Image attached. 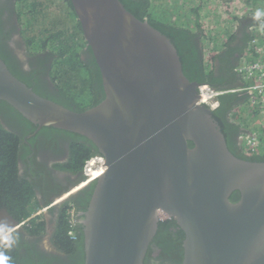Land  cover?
<instances>
[{"label":"water","instance_id":"95a60500","mask_svg":"<svg viewBox=\"0 0 264 264\" xmlns=\"http://www.w3.org/2000/svg\"><path fill=\"white\" fill-rule=\"evenodd\" d=\"M68 1L93 57L99 102L70 109L45 99L1 57L0 101L39 127L74 135L104 159V172L84 187L93 188L87 208L71 222L80 233V263L149 264L159 218L167 216L177 223L174 239L182 238L175 246L181 264H264V161L229 151L213 115L218 109L200 102L205 84L185 74L179 47L151 19L136 16L141 8ZM200 63L207 64L206 46ZM237 127L238 138L244 130ZM3 220L12 232L22 225Z\"/></svg>","mask_w":264,"mask_h":264},{"label":"flooded vegetation","instance_id":"af4514ba","mask_svg":"<svg viewBox=\"0 0 264 264\" xmlns=\"http://www.w3.org/2000/svg\"><path fill=\"white\" fill-rule=\"evenodd\" d=\"M125 1L130 10L137 11L141 8L140 2L142 0ZM39 2L40 4L36 5L34 9L36 15L31 18L32 15L27 16L31 14V11L24 13L23 7L20 6V3H26L25 0H0V57L8 71L39 96L70 109L77 108L74 97L69 94L70 100L66 99L58 84L56 78L58 66L55 64L58 60L57 54L41 49L32 51L35 43L32 46L30 41L32 38L36 39L42 36L39 26L36 25L38 34L31 38V29L35 26L34 21L39 20L42 14L51 9H58L54 12L58 17L68 18L72 15V9H69L68 0H39ZM64 7L65 9L61 11ZM23 16L24 20H22ZM205 19L203 24L209 28L208 17ZM24 21H27L28 24H25ZM151 22L153 25H157L155 23L166 24L152 20ZM247 24L248 20L240 23V28L237 30L239 36L242 27ZM59 25L63 30L57 31L69 35L65 30L68 26H62L60 23ZM158 29L160 30V28ZM194 32L197 35L190 42L195 48L196 57L205 50V46L206 50H212L213 46L211 42H208V35L204 32L206 38L203 37L196 28ZM77 35L79 36L78 53L80 58L90 67H93L91 52L86 47L82 36ZM74 37L77 38L76 35ZM220 39L224 42L227 38L220 36ZM181 47L184 49L182 50ZM179 49L186 52L187 45H181ZM224 56L226 55L221 53L215 54L210 69V79H212L210 82L219 87L227 85V82L220 84L218 79H220L222 71L233 61L232 58L224 59ZM209 62L208 58L207 64ZM96 92L99 99L102 94V87L98 82ZM237 104L238 102L235 103L231 97L223 96L220 98L219 109L214 114L220 130H222L221 133L225 138L227 148L238 158L256 162L264 161V157L251 153L245 148L244 140L241 139L245 134L243 127H246L243 123L244 116L231 121L232 113L240 115L235 110ZM230 125L242 126L244 133L237 138L240 129L236 131ZM0 141L5 142L8 151L5 168L10 167L14 170V179L9 180L11 183L9 185L11 191L9 192L15 198L19 187H27L31 193V199L26 204L24 202L19 205L14 203L17 209H22L25 206L28 214L20 219L21 227L12 232L15 242L11 247H6L3 243L5 238L0 236V252L10 258L8 264H80L82 258V243L78 241L80 233L75 227L71 229V222L75 220V214L83 212L87 208L93 188L86 189L80 185L81 170H74L73 166H80L81 158L87 152L85 143L65 131L39 127L3 101H0ZM62 195L64 196L63 199L58 201L57 199ZM235 198L237 199V196ZM62 200L64 201L61 202ZM0 201L4 203V198H1ZM2 203H0V212L4 211L5 213L0 214V224H6L3 220L6 215L19 220ZM63 221L65 234L61 237L59 229ZM67 224H70L68 226L70 229H67ZM176 227L175 219L167 216L159 218L158 232L155 237L159 234L163 235L164 238H161L163 243L158 244L156 242L149 249L145 257L146 260L147 256L149 257V264H181V251L176 248L177 253L175 254V250L172 248V244L176 246L177 243H179V248L181 247L182 238L180 239L179 236L178 240L174 239L176 234L174 235L173 230ZM67 243L72 244L70 251H76L74 254L65 253V251H69L65 248ZM13 256L16 257L14 261L11 260Z\"/></svg>","mask_w":264,"mask_h":264},{"label":"trees","instance_id":"16d2710c","mask_svg":"<svg viewBox=\"0 0 264 264\" xmlns=\"http://www.w3.org/2000/svg\"><path fill=\"white\" fill-rule=\"evenodd\" d=\"M26 3H20V6L23 7V12L26 13L29 10L31 11V14L27 15L28 17L32 15L31 18L35 17L36 13L34 12V9L36 5L40 4L39 0H25ZM123 3L128 6L125 0H122ZM209 1V2H208ZM240 4L237 6V0H204V2H199L197 6H189L186 7L188 10V15H187V20L192 18V22H194V28L198 30L203 37L206 38V36L203 34L202 31L210 33V28H206L203 24V22L200 19L199 13L201 12L202 9H211L209 6L215 5V7L221 8L222 11L219 12L220 15H216L214 12H211L210 15L212 16H217V30L214 33H211V35H208V42H211L212 44V50H210L211 55L209 56L210 62L208 64H198L199 60V55L196 57V51L194 46L191 44L190 40L194 38L197 34H195L194 31L190 30L187 20L184 19V16H175V20L178 21L180 24L179 26H175L172 24L166 23L160 24V23H155L157 28H160L161 32L164 33L167 37H169L174 44H176L179 48L181 45H187V51L183 52L180 50L179 54L181 56V61L183 64V69L185 71V74L188 77H193L195 80H198V82H201L203 84H209L211 85L214 89H221V90H226V89H231V88H245L251 84V81L243 74H240L236 71V69L244 62L246 63H253L257 58H259V55L256 53L258 48L264 47V16H262L259 20L258 24L255 25H245L241 29L240 36L237 34L238 28H240V23L244 21L248 15L254 17L255 12H251L253 7L255 6V9H258L260 6H264V0H240ZM28 4V5H27ZM149 1H141L140 6H141V12L139 13L140 18H150L149 17V11H150V5ZM23 5V6H22ZM242 5L241 9L237 12L238 7ZM28 6V7H27ZM258 6V7H257ZM264 8V7H263ZM69 9L71 10L70 6ZM261 9V8H260ZM257 11V10H256ZM187 13V11L185 10ZM237 12V13H236ZM236 13V14H233ZM71 16L72 18L74 17L72 10H71ZM172 17V16H170ZM226 19L223 21V19ZM158 22L157 20H155ZM223 21V22H222ZM221 22V23H220ZM76 27L74 26V31L77 34H80L81 36V30L78 25V23L75 21ZM213 22H210V26ZM159 26V27H158ZM172 26V27H170ZM188 26V28H187ZM248 28L250 31H248ZM65 30L68 32V34L72 37V42L73 45H76V50L79 47L78 40L77 38V44L74 39V34L70 32V28L67 27ZM195 30V29H194ZM263 32V35H260L258 32L260 31ZM43 30H40V34H43ZM46 33V32H45ZM65 34L64 32H60ZM197 33V32H196ZM53 34L52 32L48 33L46 36V40H42V37H37L36 39L32 38V32H31V38L30 40L32 42V46L35 43V47L32 48V51H36V49H41V50H49L51 52L56 53V50L54 46H51V38ZM220 36H225L227 39L222 42L220 39ZM74 39V40H73ZM37 45V46H36ZM183 50L184 48L181 47ZM75 50V51H76ZM77 52V51H76ZM73 53L69 55V61L72 60V62L75 64L76 67L82 68L85 70V72L91 73V81H89V90H88V84L86 80H83L79 86H75L74 88H66L64 87L65 91L62 89V84H58L62 90V93L64 97L68 100H70V97L68 96L71 94V96L74 97V103L78 109L85 108L89 104L93 102H97L98 100V94L96 92L97 90V80L98 76L95 72V67H90L87 63H85L81 58L79 53ZM214 53V54H213ZM221 53L225 54L224 59L229 60L232 58L233 61L230 62V65L226 67L222 73L220 74V84L227 82L226 86L224 87H219L218 85H213L210 81V69H211V63L212 59L215 54ZM57 58L58 60L55 62V64L59 67V70L62 69L63 62H65V52L58 51L57 53ZM213 55V56H212ZM217 56V55H216ZM59 63V64H58ZM92 63V62H91ZM226 64V63H224ZM74 66H68L67 69L62 70L64 73L66 71L73 70ZM58 70V68H57ZM58 72V71H57ZM96 80V81H95ZM223 96H228L231 97L235 103L238 102L237 104V109H235L237 112L240 113V115L232 113V119L231 121H234L235 119H239L242 114L248 115V118L252 120L256 119L258 117V114L261 109H263V106L261 104V98L260 96H257L255 99V105L250 106V101H251V96L247 94L246 92H238V93H231V94H224ZM221 96V97H223ZM241 107V108H239ZM244 107V108H243ZM256 107V108H255ZM247 108V109H246ZM219 109V108H218ZM259 110V111H258ZM217 112H214L216 114ZM213 114V115H214ZM228 119V117H227ZM234 130H238L239 128L237 126H232L230 125ZM222 131V130H221ZM5 142L0 141V199L4 198V203L0 201V203L6 205L13 214H15L19 221L21 218L25 217L28 214V210L23 206L22 209H17L15 204L19 205L21 202H24L25 204L31 199V193L30 190L26 187H19V191L12 196V194L9 192L11 191V188L9 185L11 184L9 182L10 179H14V170L13 168L8 167L7 169L5 168V164L7 163V158H8V151L6 148V145L4 144ZM5 147V148H4ZM86 154L84 157L81 158L80 161V166L79 165H74L73 169L78 170L82 169L84 161L89 158L90 156L95 155V152L91 148H87ZM82 177H80L81 179ZM79 179V180H80ZM64 212L62 213V215ZM68 226L70 224H67V229H70ZM74 228V227H73ZM72 229V227H71ZM59 234L61 237L64 236L65 231H64V221L62 226L59 229ZM163 235L159 234L157 238L155 239L158 244H162ZM67 250L65 253L68 254H74V251H70L72 248L71 243H67L66 247ZM175 250V254L177 253V247H172ZM82 251V250H81ZM179 259V258H178ZM12 261L16 260V257L13 256ZM83 260V252H82V258H81V263ZM80 263V264H81Z\"/></svg>","mask_w":264,"mask_h":264},{"label":"rangeland","instance_id":"374dc122","mask_svg":"<svg viewBox=\"0 0 264 264\" xmlns=\"http://www.w3.org/2000/svg\"><path fill=\"white\" fill-rule=\"evenodd\" d=\"M149 1V5H151V9L149 12V17L157 20L158 22H165V23H170L172 25L175 26H179L180 24L178 23L177 20H175V14L178 16H184V14H186V16H184V19L187 20V15H188V10L186 9V7L189 6H197V4L199 2H204V0H148ZM209 2V1H208ZM240 0H237V6L240 4ZM242 5H240L237 9V12L241 9ZM258 7V6H257ZM264 6H260L258 7L259 10H261L260 8H262ZM198 10V6L196 7ZM209 8L211 9H203L202 13H204L206 15V17H208V23L213 22L210 26L209 24V31L205 32V34L207 35H211V33H214L217 30V16H212L210 15L211 12H209L210 10L212 12H214L216 15H220L219 12L222 11L221 8L215 7V5H211L209 6ZM65 9V7L61 10L63 11ZM254 10H252L251 12H256L255 6L253 7ZM58 10V9H57ZM57 10H49L47 13L45 12L44 14H42V16L39 18V20L34 21V25L32 30V35L33 37L36 36L38 34V29L36 25L39 26L40 30L46 31V33L42 34V40H46V36L48 35V33L52 32L53 36L50 37L51 39V46L56 47V53L58 51H62L65 52V62H63L62 65V69L59 70L58 67V72L56 73V78L59 81V83L62 84V89L64 92L66 88H74L75 86H79L80 83L83 80L87 81V84L89 83V81H91V73L89 72H85L84 69L76 67L75 64L71 61H69V55L71 54V52L74 53H78V48L77 50L76 45H73L72 42V37L70 35H66L63 33H60L57 30H63L61 28V26L59 25V23L62 26H68L70 28V32H72V34L76 35L78 41H79V36L76 34V32L74 31V26L75 21L74 19L71 17L68 18H62V17H58L54 12H56ZM185 10L187 11V13L185 12ZM60 11V12H61ZM236 12V13H237ZM233 13V14H236ZM172 16V17H170ZM24 20V16L22 17ZM223 19V18H222ZM30 20V19H29ZM226 19H223V21ZM222 21V22H223ZM25 22V21H24ZM59 22V23H58ZM188 26L190 28V30L195 31L194 29V22H192V18L187 20ZM221 23V22H220ZM25 24H28V22L26 21ZM187 26V28H188ZM67 32V31H66ZM69 32V31H68ZM204 34V31H202ZM28 34V33H27ZM75 39V37H74ZM73 39V40H74ZM76 41V39H75ZM77 44V41H76ZM78 46V44H77ZM76 50V51H75ZM211 55L210 51L207 50V59L209 58V56ZM68 66H71L73 68V70L70 71H66L65 73L62 71L64 69H67ZM64 86V87H63ZM88 90H89V84H88Z\"/></svg>","mask_w":264,"mask_h":264},{"label":"built area","instance_id":"2783aa9c","mask_svg":"<svg viewBox=\"0 0 264 264\" xmlns=\"http://www.w3.org/2000/svg\"><path fill=\"white\" fill-rule=\"evenodd\" d=\"M258 33L263 35L262 31ZM256 53L259 55V58L253 63H246L243 60V63L236 69L238 73L243 74L245 78L251 81L249 86L221 90L202 85L199 87V95L200 102L211 109L217 108L218 99L224 94L246 92L251 96L250 106H254L255 99L257 96H260L263 109L260 110L258 117L251 121L247 113L242 114L244 116V125L247 129L253 131V134L243 135L241 139L244 140L245 148L248 151L264 155V47L258 48ZM236 124H239V122H236ZM97 167L100 171L105 170L104 159L101 156L93 155L85 161L83 168L85 180L82 182L83 185L93 182L100 176L94 177L97 174Z\"/></svg>","mask_w":264,"mask_h":264},{"label":"clouds","instance_id":"9594fccd","mask_svg":"<svg viewBox=\"0 0 264 264\" xmlns=\"http://www.w3.org/2000/svg\"><path fill=\"white\" fill-rule=\"evenodd\" d=\"M253 13V12H252ZM254 15V19H260L262 16H264V10H257ZM20 19H22L21 17H19ZM153 22H156L154 19L150 18ZM23 20V19H22ZM170 24V23H168ZM207 85V84H205ZM199 92V91H198ZM221 98V97H220ZM220 98L218 99V106L217 108L213 109V110H216L219 108V103H220ZM202 104V103H201ZM204 105V104H203ZM206 106V105H205ZM236 126H239V125H236ZM242 127V126H241ZM245 129V134L244 135H247V134H253V131L247 129L246 127H243ZM259 156H262L264 157V155H261V154H257ZM91 157V156H90ZM88 159V158H87ZM86 159V160H87ZM85 160V161H86ZM85 161L83 163V166H82V169H81V181H80V185L84 188L86 187L87 185H83L82 182L85 180V177H84V174H83V168H84V164H85ZM63 196V195H62ZM61 196L57 199L58 201L60 200ZM12 231L13 229L8 227L6 224H0V236H3L5 239L3 240V243L5 244L6 247H11L12 244L15 242L14 241V238L12 237ZM71 233V232H70ZM71 235V234H70ZM72 236V235H71ZM9 257L7 255H5L3 252H0V264H8V261H9Z\"/></svg>","mask_w":264,"mask_h":264},{"label":"bare ground","instance_id":"6f19581e","mask_svg":"<svg viewBox=\"0 0 264 264\" xmlns=\"http://www.w3.org/2000/svg\"><path fill=\"white\" fill-rule=\"evenodd\" d=\"M103 172H104V170L100 171V169L97 167V174H95L94 177H97V176L101 175Z\"/></svg>","mask_w":264,"mask_h":264},{"label":"crops","instance_id":"0c3cea01","mask_svg":"<svg viewBox=\"0 0 264 264\" xmlns=\"http://www.w3.org/2000/svg\"><path fill=\"white\" fill-rule=\"evenodd\" d=\"M261 10H264V8L262 7Z\"/></svg>","mask_w":264,"mask_h":264}]
</instances>
